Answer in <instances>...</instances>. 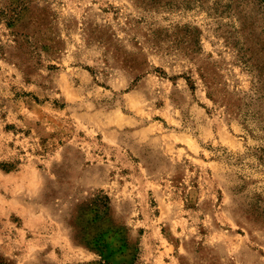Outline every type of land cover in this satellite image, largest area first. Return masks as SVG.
Segmentation results:
<instances>
[{
    "label": "rangeland",
    "instance_id": "rangeland-1",
    "mask_svg": "<svg viewBox=\"0 0 264 264\" xmlns=\"http://www.w3.org/2000/svg\"><path fill=\"white\" fill-rule=\"evenodd\" d=\"M0 264H264V0H0Z\"/></svg>",
    "mask_w": 264,
    "mask_h": 264
},
{
    "label": "trees",
    "instance_id": "trees-1",
    "mask_svg": "<svg viewBox=\"0 0 264 264\" xmlns=\"http://www.w3.org/2000/svg\"><path fill=\"white\" fill-rule=\"evenodd\" d=\"M107 197V201H106V204L108 203V196H106Z\"/></svg>",
    "mask_w": 264,
    "mask_h": 264
}]
</instances>
